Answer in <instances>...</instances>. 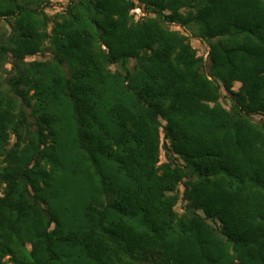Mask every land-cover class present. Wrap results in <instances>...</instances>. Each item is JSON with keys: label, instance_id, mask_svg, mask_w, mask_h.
<instances>
[{"label": "trees", "instance_id": "trees-1", "mask_svg": "<svg viewBox=\"0 0 264 264\" xmlns=\"http://www.w3.org/2000/svg\"><path fill=\"white\" fill-rule=\"evenodd\" d=\"M136 1L0 0V261L264 264V0Z\"/></svg>", "mask_w": 264, "mask_h": 264}, {"label": "rangeland", "instance_id": "rangeland-1", "mask_svg": "<svg viewBox=\"0 0 264 264\" xmlns=\"http://www.w3.org/2000/svg\"><path fill=\"white\" fill-rule=\"evenodd\" d=\"M71 0H49V5L45 8V12L49 16H55L62 14L65 9L67 8L69 2ZM135 1V6H139L141 10L145 13V16L141 18L140 20L144 18H157V15L151 12H147L143 5ZM135 20V19H134ZM140 20H135V21H140ZM164 27L168 30L178 32L179 34L185 36L191 46L196 50V54L199 58L202 59V64H203V70L206 74L210 75V60H209V51H210V45L209 42L205 39H202L197 36L196 34V26L194 24L186 25V26H181L175 23H163ZM51 28V25L49 26V30ZM5 30H9V22L8 20H0V33L4 32ZM55 58V54L53 50L50 48H46L44 51L33 55L29 56L27 58L28 61H40V62H45L48 60H52ZM135 62L133 60H130L129 63L127 64V68L132 69L134 66ZM5 68L7 70L11 69V59H8V63L6 64ZM112 70H119L123 71V66L121 64H115L111 66ZM211 79L212 77L209 76ZM240 87V84L238 82H235L233 84V91L237 92ZM220 104L227 110L231 111L233 108H235V100L234 97L226 92L223 87H221V96L219 100ZM251 120L253 122L259 123L264 120V116L261 114H253L250 116ZM165 122H162V126H164ZM15 142V138H12L11 144ZM168 143L164 139V131L163 128L160 129V161L159 164H164V163H174L175 165L183 166L182 160L176 155L175 153L169 151L166 149L165 145ZM183 186L179 185L177 188V193L180 197V200L175 208L176 212L179 214H182L184 210V203L181 201V197L183 194ZM0 264H12L10 257H4L1 261Z\"/></svg>", "mask_w": 264, "mask_h": 264}, {"label": "built area", "instance_id": "built-area-1", "mask_svg": "<svg viewBox=\"0 0 264 264\" xmlns=\"http://www.w3.org/2000/svg\"><path fill=\"white\" fill-rule=\"evenodd\" d=\"M130 13L134 16L135 20H140L145 16V13L141 10L139 6H135Z\"/></svg>", "mask_w": 264, "mask_h": 264}]
</instances>
